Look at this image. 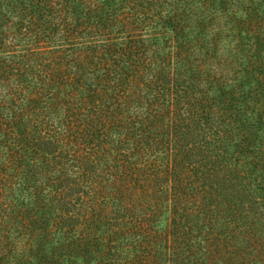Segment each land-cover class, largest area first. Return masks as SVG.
Segmentation results:
<instances>
[{
  "label": "trees",
  "instance_id": "obj_1",
  "mask_svg": "<svg viewBox=\"0 0 264 264\" xmlns=\"http://www.w3.org/2000/svg\"><path fill=\"white\" fill-rule=\"evenodd\" d=\"M111 2L0 0V264H264V44L202 64L251 0Z\"/></svg>",
  "mask_w": 264,
  "mask_h": 264
},
{
  "label": "rangeland",
  "instance_id": "obj_2",
  "mask_svg": "<svg viewBox=\"0 0 264 264\" xmlns=\"http://www.w3.org/2000/svg\"><path fill=\"white\" fill-rule=\"evenodd\" d=\"M112 0L111 7L114 9L118 8V20H121L123 23L128 24L129 30H134L136 32H141V36L144 37L145 43L151 42V44L165 42H173L172 35L173 32H169L168 26V17H165L167 12L171 11V6L168 5L172 3V0H162L163 1V11L161 12L162 19L157 21L156 17L151 18L146 21L147 24H140L138 19H141L142 16H130L131 12H135L136 9L140 6L146 12L153 11V5L156 0ZM226 0H223L225 2ZM232 1V0H231ZM259 0H251L249 3L252 7L248 8L245 11L238 13V16L233 17L232 20L237 21L236 23H228L227 26L223 28L220 34L222 40L216 44V49H211L208 56L204 57V66L210 65L211 68L215 67L220 69L222 67V62L224 56L234 55L236 61L245 62L248 60H257L259 57L258 48L260 44H264V28L263 22L260 20L259 10L261 8V3H258ZM153 5H150L152 4ZM157 7V6H155ZM256 7V9H255ZM130 16V18H128ZM231 14L227 16L226 20H230ZM110 23L108 26H110ZM231 26V27H230ZM179 27L177 28L178 31ZM178 35V34H177ZM243 36V37H242ZM137 37V36H136ZM261 42V43H260ZM179 40L177 39V45ZM228 49V50H227ZM195 53V52H194ZM197 53H195L194 57Z\"/></svg>",
  "mask_w": 264,
  "mask_h": 264
}]
</instances>
